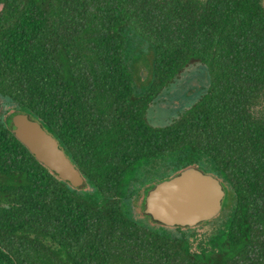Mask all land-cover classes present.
<instances>
[{
    "label": "trees",
    "instance_id": "obj_1",
    "mask_svg": "<svg viewBox=\"0 0 264 264\" xmlns=\"http://www.w3.org/2000/svg\"><path fill=\"white\" fill-rule=\"evenodd\" d=\"M126 29L154 49L143 93ZM197 62L209 69L206 92L151 125L152 102ZM0 95L18 105L0 119V264H264V0H0ZM20 113L59 141L87 188L14 136ZM170 157L179 164L159 182L194 166L234 197L198 251L127 211L136 173Z\"/></svg>",
    "mask_w": 264,
    "mask_h": 264
},
{
    "label": "rangeland",
    "instance_id": "obj_2",
    "mask_svg": "<svg viewBox=\"0 0 264 264\" xmlns=\"http://www.w3.org/2000/svg\"><path fill=\"white\" fill-rule=\"evenodd\" d=\"M124 34L127 38L126 62L132 72L134 87L137 92L143 93L149 88L154 77V49L150 43L144 41L138 35L136 36L131 29H126ZM209 84L210 73L207 65L200 62L189 65L152 102L147 112L148 122L153 126L169 125L182 111L191 107L202 97ZM17 108L18 105L12 100L0 95V119H4L11 109L16 110ZM177 164H179L177 158L170 157L144 166L131 181L125 203L129 216L137 222L156 231L165 232L172 237L186 235L191 239L196 251H198V245L206 248L209 244L208 239L212 234H218L221 227L223 228L224 220L231 211V209H228L231 207L234 197L230 188L226 185V196L223 201L222 211L213 220L190 228L196 230V233L192 232L193 236L189 235L191 231L183 234L182 231L175 228L166 227L163 230L150 217L143 215V194L150 185L159 183V180L164 175L173 173V169ZM88 192L94 193L95 189L92 188ZM224 215L225 217L222 218ZM215 220L219 221L216 224H209Z\"/></svg>",
    "mask_w": 264,
    "mask_h": 264
},
{
    "label": "water",
    "instance_id": "obj_3",
    "mask_svg": "<svg viewBox=\"0 0 264 264\" xmlns=\"http://www.w3.org/2000/svg\"><path fill=\"white\" fill-rule=\"evenodd\" d=\"M12 133L60 180L75 189L88 187L79 168L39 120L20 113L13 120ZM225 196L220 178L190 166L157 183L148 192L144 214L165 227L194 228L220 214Z\"/></svg>",
    "mask_w": 264,
    "mask_h": 264
}]
</instances>
